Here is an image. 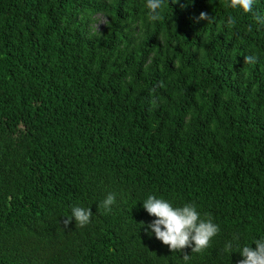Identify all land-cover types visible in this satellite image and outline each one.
Segmentation results:
<instances>
[{
    "label": "trees",
    "instance_id": "obj_1",
    "mask_svg": "<svg viewBox=\"0 0 264 264\" xmlns=\"http://www.w3.org/2000/svg\"><path fill=\"white\" fill-rule=\"evenodd\" d=\"M0 264H264V0H0Z\"/></svg>",
    "mask_w": 264,
    "mask_h": 264
},
{
    "label": "rangeland",
    "instance_id": "obj_2",
    "mask_svg": "<svg viewBox=\"0 0 264 264\" xmlns=\"http://www.w3.org/2000/svg\"><path fill=\"white\" fill-rule=\"evenodd\" d=\"M104 19L101 17V18H99V22H98V27L100 26V25H103L104 24Z\"/></svg>",
    "mask_w": 264,
    "mask_h": 264
}]
</instances>
